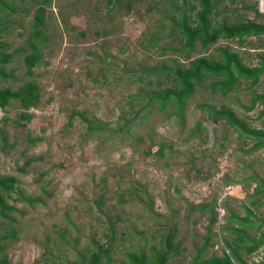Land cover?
Returning <instances> with one entry per match:
<instances>
[{"label":"trees","instance_id":"trees-1","mask_svg":"<svg viewBox=\"0 0 264 264\" xmlns=\"http://www.w3.org/2000/svg\"><path fill=\"white\" fill-rule=\"evenodd\" d=\"M249 1L0 0V111L5 114L0 121V156H8L9 123L20 126L31 117L30 110L40 106L44 96L41 77L58 48L66 57L59 71L58 66L52 73L53 79L81 86L86 81L115 96L104 115L99 114V106L91 113L83 110L78 114L85 130L82 140L93 141L100 151H140L167 179V185L160 186L150 172L109 190L108 172L93 173L94 188L86 198L96 206L99 220L106 223L107 242L97 240L93 229L85 249L78 251V239L75 244L67 241L71 231L60 232L56 241L50 232L46 262L41 264H255L253 257L264 250V20L260 21L264 12L257 1ZM65 8L68 13H62ZM79 10L94 19L86 29L69 22ZM20 11L24 13L19 17ZM138 11L140 20L154 26L146 34L158 52L152 70L162 85L151 92L123 82L137 67L133 60L122 58L125 45L103 42L113 32L123 34L120 25L112 30L104 19L116 22L112 16ZM14 35L18 40L15 47ZM97 41L102 43L97 45ZM86 45L97 47L88 50ZM68 46L76 50L70 51ZM103 48L116 51L119 57L103 63L106 57L99 56ZM83 59L82 67L78 62ZM73 68L83 73L81 78L73 77L75 81L66 77L73 74ZM66 94L60 97L62 110ZM48 100L53 103L55 96ZM65 126L58 139L74 147L69 130L74 124ZM152 127L163 128L172 138L161 154L147 136ZM177 142L182 145V156L172 158ZM225 163L227 172L222 170ZM187 184L196 188L207 184L214 189L211 200L187 207L183 196ZM236 186L242 188L243 199L226 195L220 203L219 192ZM46 204L41 194L27 192L15 173H0V240L3 232L15 238L17 227L25 228L21 223L25 207ZM218 206L225 211L222 217ZM196 213L199 218L194 220ZM66 217L67 224L78 230L68 214ZM141 220L156 224L140 227ZM200 221L205 222L202 231L196 229Z\"/></svg>","mask_w":264,"mask_h":264},{"label":"rangeland","instance_id":"rangeland-1","mask_svg":"<svg viewBox=\"0 0 264 264\" xmlns=\"http://www.w3.org/2000/svg\"><path fill=\"white\" fill-rule=\"evenodd\" d=\"M255 1L258 2L259 10L264 12V0ZM248 2L250 1L248 0ZM60 7L56 8L57 14H60ZM68 12V9L65 8L62 13ZM23 13L20 11L17 14L20 17ZM140 13L141 11H138V14L132 13L127 16L116 14L112 16L116 22H108L104 19V23L106 22L112 30L115 29V26L118 27L120 25L124 35H118V33L113 32L103 42L108 45L118 43L125 45L126 53L122 58L133 60V62L137 63V67L123 78V82L129 84L132 88L135 86L142 91L151 92L158 90L162 85L161 80L152 70L153 64L158 58V52L151 43L150 38L147 37L149 34H146L154 31L153 23L140 20ZM249 14L253 15V13ZM57 20L59 22L60 17ZM62 20L66 21L65 19ZM92 20L94 19L90 13H82L80 10L79 15L69 18V22L76 24L80 29H86ZM261 20H264V16L260 18ZM51 23L54 25L52 20ZM98 24L101 25V22L98 21ZM17 42V36L14 35L12 46L15 47ZM223 42L221 41L220 45ZM99 43H102V41H97V45ZM229 43L232 46H236L234 42L229 41ZM97 45H86V47L88 50H92ZM67 49L70 51L76 50L74 46H68ZM243 49L245 48L243 47ZM99 56L102 58L106 57L103 62L106 64L111 63L114 57H119L116 55V51L108 52L107 48L106 52L104 48L100 50ZM64 57L66 55H61L57 48L56 56H54L53 61L51 60L50 67L43 71L41 79L44 96L41 98L40 106L37 109H31L29 112L31 117L24 122L21 121L20 126H16L11 122L7 127L8 132L11 133L10 148L6 159L0 156V173H15L21 179L27 192L34 191L37 195L41 194L46 199L47 204L24 208L21 223L25 224V228L22 225L18 226L15 238L11 237V233L3 232L4 238L0 240L1 264H41L46 262V242L49 238L48 236H51L47 235V233L50 232L53 233V241H56L60 232L67 233L71 231L67 233V241H72V244H75L78 239V251L85 249L88 235L93 229L97 232V240H100L101 243H106L107 238L105 235L108 231L106 223L103 220H99L96 206L90 199L86 198V195L94 188L91 181L93 173L99 176L102 172H108L109 190H116L119 186L128 185L134 178L137 179L138 176L145 178L149 176L150 172H154L160 186L167 185L166 176H163L160 169H156L150 161H147L140 154V151L131 153L122 148L112 153L106 149L105 151H100V148L95 147L96 144L93 141L82 140L81 135H85V130H83L84 124L79 121L80 116L78 114L83 110L91 113L95 107L99 106V114L104 115L103 110L111 102L115 101V96L90 86L86 81H83L85 83L81 86V83L78 82L68 85L63 80L53 79L52 73L54 71L57 72L58 66L59 71ZM84 60L78 62L79 66L83 67L82 62ZM65 63H69V61ZM67 76L73 80V77L75 79L76 77L81 78L83 73L82 70L73 68V74H67ZM63 93H67L64 110H62V99H60ZM52 95L55 96L53 103L48 100ZM73 110L79 111L74 112ZM4 115L0 111V121ZM70 122L74 124V127L69 128L74 137L72 140L74 147L61 142L57 135L59 130L66 127L65 125ZM147 136L154 144L158 154L163 152V145L172 139L165 133L163 128L161 130L154 127L149 128L147 129ZM109 143L114 146L118 145L114 140H110ZM177 146V151L171 156L172 158L182 156V145L177 142ZM222 170L227 172V164L226 167L222 166ZM41 173L44 174L43 177L40 176ZM48 182L50 184H47ZM187 185L188 187L183 194L187 207L190 204L198 207L199 204L208 203L211 200L209 196L214 189H209L207 184H203L198 188H196V185ZM41 187H46V189ZM226 195L238 197L239 199L244 197L243 190L239 186L228 187L225 191H220V203L223 204ZM115 201L116 198L112 200V202ZM230 202L232 204L235 203L233 200ZM157 205H161L159 199L157 200ZM222 210L224 209L218 206L217 211L221 217L225 214V211L223 212ZM67 214L71 221L78 226V230L67 224ZM204 214L209 215L210 213ZM104 217L106 218V215ZM193 218L197 220L199 214L196 213ZM204 223V221H200L196 229L202 231ZM155 224L154 220L147 223L143 220L139 222L140 227L153 228ZM123 229L124 227L121 225V232ZM191 229L193 228L191 227ZM120 230L116 232L117 237L121 235ZM130 231L136 235L135 229ZM137 239L138 236L133 240V244L136 243ZM191 242L189 239L187 245L190 246ZM55 252L57 253L53 249V253Z\"/></svg>","mask_w":264,"mask_h":264},{"label":"crops","instance_id":"crops-1","mask_svg":"<svg viewBox=\"0 0 264 264\" xmlns=\"http://www.w3.org/2000/svg\"><path fill=\"white\" fill-rule=\"evenodd\" d=\"M223 211V210H222ZM224 212V211H223ZM226 254H229L228 251H226ZM252 261L255 263V264H264V250L263 251H260L258 254H256ZM248 264H250V261L248 262Z\"/></svg>","mask_w":264,"mask_h":264}]
</instances>
